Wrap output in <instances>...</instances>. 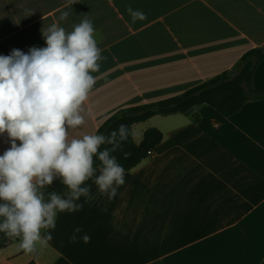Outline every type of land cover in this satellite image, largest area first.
I'll return each instance as SVG.
<instances>
[{
    "label": "crops",
    "instance_id": "0c3cea01",
    "mask_svg": "<svg viewBox=\"0 0 264 264\" xmlns=\"http://www.w3.org/2000/svg\"><path fill=\"white\" fill-rule=\"evenodd\" d=\"M128 4L147 18L132 23ZM85 17L106 59L92 73L85 123L68 130L69 141L98 134L121 110L181 96L264 49V0H0V55L46 47L42 28L70 32ZM253 88L264 93V61ZM151 128L162 142L125 171L114 199L86 181L92 199L57 214L55 228L42 230L52 235L47 247L26 254L15 238L0 249V264H264V99L232 117L209 105L156 115L133 125L135 142ZM9 147L0 136V155Z\"/></svg>",
    "mask_w": 264,
    "mask_h": 264
},
{
    "label": "clouds",
    "instance_id": "9594fccd",
    "mask_svg": "<svg viewBox=\"0 0 264 264\" xmlns=\"http://www.w3.org/2000/svg\"><path fill=\"white\" fill-rule=\"evenodd\" d=\"M126 11L132 23L147 18L131 4ZM41 31L46 47L0 55V136L7 134L10 143L0 155V233L18 238L19 250L26 254L48 246L52 235L42 230L55 228L58 213L80 210L83 205L76 202L82 196L92 199L86 181L93 180L110 200L117 196L125 169L113 153L131 135L128 125L120 124L108 134L68 140V130L85 123L81 112L96 84L92 73L100 71L106 57L87 17L70 32L55 23ZM54 178L67 187V198L53 191L45 200L42 189ZM82 238L90 241L87 234ZM76 239L74 234L71 240Z\"/></svg>",
    "mask_w": 264,
    "mask_h": 264
},
{
    "label": "trees",
    "instance_id": "16d2710c",
    "mask_svg": "<svg viewBox=\"0 0 264 264\" xmlns=\"http://www.w3.org/2000/svg\"><path fill=\"white\" fill-rule=\"evenodd\" d=\"M263 61L264 49H253L243 56L233 71L224 72L188 90L181 96L119 111L101 126L98 134H108L117 129L120 124L128 125L131 135L128 141L123 143L122 150H118L113 155L117 157L125 171H129L149 158V151H154L163 140V133L158 128H151L145 132L142 143L137 144L133 137L134 124L149 120L156 115L192 113L203 105L213 107L225 117H232L240 112L250 100L264 99V93L253 88L257 66ZM104 147L111 146L105 145ZM125 153H130V155L126 157ZM99 164V160L94 157V167ZM53 191L63 198L68 196V189L61 183V178H54L53 184L47 185L46 200L49 198L48 194ZM13 239L4 237L0 233V249L6 248Z\"/></svg>",
    "mask_w": 264,
    "mask_h": 264
},
{
    "label": "built area",
    "instance_id": "2783aa9c",
    "mask_svg": "<svg viewBox=\"0 0 264 264\" xmlns=\"http://www.w3.org/2000/svg\"><path fill=\"white\" fill-rule=\"evenodd\" d=\"M149 156L153 157L154 156V151H149Z\"/></svg>",
    "mask_w": 264,
    "mask_h": 264
}]
</instances>
